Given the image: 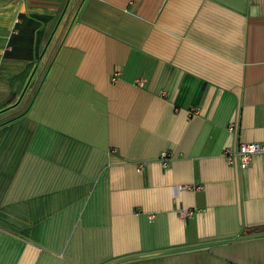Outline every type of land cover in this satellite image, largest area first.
I'll list each match as a JSON object with an SVG mask.
<instances>
[{
	"label": "crops",
	"instance_id": "crops-1",
	"mask_svg": "<svg viewBox=\"0 0 264 264\" xmlns=\"http://www.w3.org/2000/svg\"><path fill=\"white\" fill-rule=\"evenodd\" d=\"M244 141L264 0H0V264H264Z\"/></svg>",
	"mask_w": 264,
	"mask_h": 264
},
{
	"label": "built area",
	"instance_id": "built-area-1",
	"mask_svg": "<svg viewBox=\"0 0 264 264\" xmlns=\"http://www.w3.org/2000/svg\"><path fill=\"white\" fill-rule=\"evenodd\" d=\"M138 83H142L141 80H139ZM264 150V145L260 141H244L241 142L238 148V151L236 152V158L237 163L241 169L248 168L252 162V158L254 154L262 152ZM227 156L230 157V162L234 161V157H231L233 155V151L231 149L226 150ZM168 153L164 152L163 157H167ZM189 187V186H184ZM190 211H184L183 216L189 215Z\"/></svg>",
	"mask_w": 264,
	"mask_h": 264
},
{
	"label": "water",
	"instance_id": "water-1",
	"mask_svg": "<svg viewBox=\"0 0 264 264\" xmlns=\"http://www.w3.org/2000/svg\"><path fill=\"white\" fill-rule=\"evenodd\" d=\"M256 231H259V229H257Z\"/></svg>",
	"mask_w": 264,
	"mask_h": 264
}]
</instances>
